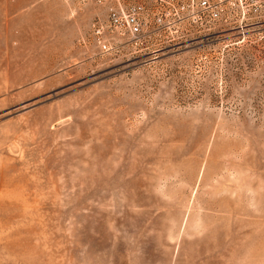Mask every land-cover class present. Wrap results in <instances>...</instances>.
<instances>
[{
  "label": "rangeland",
  "instance_id": "rangeland-1",
  "mask_svg": "<svg viewBox=\"0 0 264 264\" xmlns=\"http://www.w3.org/2000/svg\"><path fill=\"white\" fill-rule=\"evenodd\" d=\"M112 2L0 0V264H264V0L158 57Z\"/></svg>",
  "mask_w": 264,
  "mask_h": 264
},
{
  "label": "built area",
  "instance_id": "built-area-1",
  "mask_svg": "<svg viewBox=\"0 0 264 264\" xmlns=\"http://www.w3.org/2000/svg\"><path fill=\"white\" fill-rule=\"evenodd\" d=\"M261 8L260 0H113L107 24L96 27V37L106 47L101 37L106 28L109 48L117 56L158 57L165 43L193 47L213 32L223 39L239 35L258 22Z\"/></svg>",
  "mask_w": 264,
  "mask_h": 264
}]
</instances>
